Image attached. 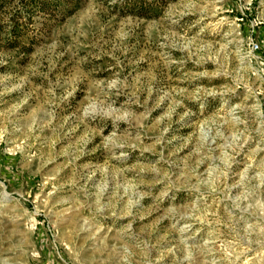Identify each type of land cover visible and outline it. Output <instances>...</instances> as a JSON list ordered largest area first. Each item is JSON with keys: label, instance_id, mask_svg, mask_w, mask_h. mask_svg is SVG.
Returning a JSON list of instances; mask_svg holds the SVG:
<instances>
[{"label": "rangeland", "instance_id": "374dc122", "mask_svg": "<svg viewBox=\"0 0 264 264\" xmlns=\"http://www.w3.org/2000/svg\"><path fill=\"white\" fill-rule=\"evenodd\" d=\"M68 2L0 0V264H264V0Z\"/></svg>", "mask_w": 264, "mask_h": 264}, {"label": "built area", "instance_id": "2783aa9c", "mask_svg": "<svg viewBox=\"0 0 264 264\" xmlns=\"http://www.w3.org/2000/svg\"><path fill=\"white\" fill-rule=\"evenodd\" d=\"M249 53L253 56L254 60H258L260 64V72L264 78V41H251L249 43Z\"/></svg>", "mask_w": 264, "mask_h": 264}, {"label": "trees", "instance_id": "16d2710c", "mask_svg": "<svg viewBox=\"0 0 264 264\" xmlns=\"http://www.w3.org/2000/svg\"><path fill=\"white\" fill-rule=\"evenodd\" d=\"M73 2H68V0H52V4L56 5V6H60L62 11H64V8H62V7L68 6V5H70V3H73ZM73 5H74V3H73Z\"/></svg>", "mask_w": 264, "mask_h": 264}]
</instances>
